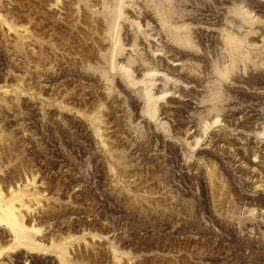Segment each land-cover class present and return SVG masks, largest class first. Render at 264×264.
<instances>
[{"label": "rangeland", "instance_id": "374dc122", "mask_svg": "<svg viewBox=\"0 0 264 264\" xmlns=\"http://www.w3.org/2000/svg\"><path fill=\"white\" fill-rule=\"evenodd\" d=\"M0 264H264V0H0Z\"/></svg>", "mask_w": 264, "mask_h": 264}, {"label": "bare ground", "instance_id": "6f19581e", "mask_svg": "<svg viewBox=\"0 0 264 264\" xmlns=\"http://www.w3.org/2000/svg\"><path fill=\"white\" fill-rule=\"evenodd\" d=\"M250 149H251V148H250ZM255 154H256V153H255ZM257 154H258V153H257ZM249 167H250V166H249ZM254 171H255V169H254V170H253V169L250 170V173H251V176H252V177H255V173H254ZM260 188H261V187H260Z\"/></svg>", "mask_w": 264, "mask_h": 264}]
</instances>
